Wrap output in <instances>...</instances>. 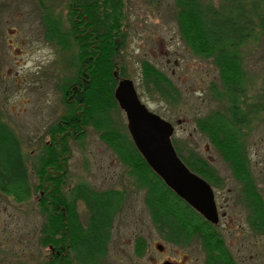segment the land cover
<instances>
[{
	"label": "trees",
	"instance_id": "obj_1",
	"mask_svg": "<svg viewBox=\"0 0 264 264\" xmlns=\"http://www.w3.org/2000/svg\"><path fill=\"white\" fill-rule=\"evenodd\" d=\"M45 38L61 51L76 48L71 61L74 76L60 84L63 115L52 124L50 139L36 155L30 170L22 143L0 117V192L18 204L38 196L44 216L40 243L52 253L45 264H104L115 217L126 192H99L81 182L68 190L71 141L79 142L93 129L127 168L133 185L144 192L145 205L159 236L168 244L187 249L198 244L205 264H236L218 225L205 218L193 204L170 186L137 148L119 115L125 113L116 98L119 80L129 77L123 62L130 13L127 0H68L64 27L49 0H37ZM216 8L201 0H175L176 17L191 52L211 61L219 70L222 91L213 89L220 107L195 124L209 144L228 164L242 189L248 222L264 235V199L253 177L244 129L249 125L246 105L247 76L244 48L264 32V0H225ZM142 94L178 103L180 93L170 79L150 62L142 63ZM172 146L184 167L209 186L223 187L217 170L194 148L172 137ZM89 213L84 224L79 210ZM143 256L146 243L137 240Z\"/></svg>",
	"mask_w": 264,
	"mask_h": 264
},
{
	"label": "rangeland",
	"instance_id": "obj_2",
	"mask_svg": "<svg viewBox=\"0 0 264 264\" xmlns=\"http://www.w3.org/2000/svg\"><path fill=\"white\" fill-rule=\"evenodd\" d=\"M130 22L123 51L129 79L147 108L173 128V136L194 148L218 172L223 187L213 188L219 211V230L236 264H264V235L248 222L242 189L228 164L197 129L195 119L220 107L213 88L222 91L218 68L195 56L183 40L176 17L175 0H127ZM221 8L225 0H201ZM251 0H245L249 8ZM48 2V0H47ZM64 27L68 24V0H49ZM37 0H0V117L17 134L27 164L50 137L49 127L63 115L61 82L74 76L71 58L76 48L61 51L45 38ZM150 62L163 72L180 93L176 104L142 94V63ZM247 76L246 105L249 125L244 129L253 177L264 199V32H258L243 50ZM127 123L125 113L119 115ZM67 189L84 182L94 190L126 192L115 217L104 264H205L198 244L187 249L166 243L158 234L145 205V194L133 185L127 168L93 129L85 138L71 141ZM83 223L89 213L79 205ZM44 216L38 196L18 204L0 192V264H45L52 250L40 243ZM143 238L146 252H136Z\"/></svg>",
	"mask_w": 264,
	"mask_h": 264
},
{
	"label": "water",
	"instance_id": "obj_3",
	"mask_svg": "<svg viewBox=\"0 0 264 264\" xmlns=\"http://www.w3.org/2000/svg\"><path fill=\"white\" fill-rule=\"evenodd\" d=\"M116 98L127 115L135 145L152 167L205 218L218 224L219 213L212 188L192 175L175 154L172 146L173 126L147 108L130 79L119 80ZM163 264L178 263L166 261Z\"/></svg>",
	"mask_w": 264,
	"mask_h": 264
},
{
	"label": "flooded vegetation",
	"instance_id": "obj_4",
	"mask_svg": "<svg viewBox=\"0 0 264 264\" xmlns=\"http://www.w3.org/2000/svg\"><path fill=\"white\" fill-rule=\"evenodd\" d=\"M236 181V180H235ZM237 182V181H236ZM238 183V182H237ZM219 226V225H218Z\"/></svg>",
	"mask_w": 264,
	"mask_h": 264
}]
</instances>
